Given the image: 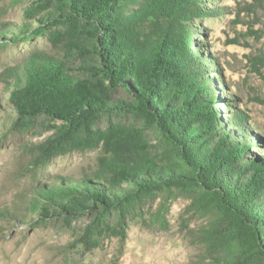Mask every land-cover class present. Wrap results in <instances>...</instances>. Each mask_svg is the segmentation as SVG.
<instances>
[{
	"label": "rangeland",
	"instance_id": "1",
	"mask_svg": "<svg viewBox=\"0 0 264 264\" xmlns=\"http://www.w3.org/2000/svg\"><path fill=\"white\" fill-rule=\"evenodd\" d=\"M13 1L0 0V42L14 39L0 46V264H216L211 243L219 213L199 210L176 186L144 195L125 210L91 202L69 215L50 200L62 181L94 173L109 148L151 158L160 170L179 158L140 112L101 116L95 126L102 140L98 147L75 145L70 133L62 144L51 140L63 121L40 109L20 114L12 96L27 68L53 59L76 74L98 65L99 57L91 27L83 21L45 19L62 0ZM139 6L141 1L128 7ZM160 19L159 27L170 18ZM186 22L193 30L190 50L214 93L219 123L238 136L245 148L242 161L264 164V0H202ZM27 24L33 26L24 31ZM129 95L121 88L114 98ZM19 118L29 125L24 130L14 125ZM115 192L122 194L120 187ZM259 198L264 208V191Z\"/></svg>",
	"mask_w": 264,
	"mask_h": 264
},
{
	"label": "trees",
	"instance_id": "2",
	"mask_svg": "<svg viewBox=\"0 0 264 264\" xmlns=\"http://www.w3.org/2000/svg\"><path fill=\"white\" fill-rule=\"evenodd\" d=\"M62 1L45 19L50 24L78 19L91 27L99 64L73 74L56 60L37 61L17 78L12 97L20 114L40 109L63 121L51 140L62 144L70 133L75 145L98 147L102 140L95 126L101 116L140 112L163 132L179 161L160 170L153 159L110 149L106 142L109 152L95 172L81 181H62L50 200L69 215L91 202L125 210L144 195L176 186L199 210L219 213L211 243L216 264H264V208L257 204L264 191V164L242 161L245 148L219 123L212 110L214 93L190 50L193 30L186 21L202 0ZM136 1H141L139 9L128 7ZM163 17L170 19L159 27ZM13 40L6 37L0 46ZM121 88L129 99L114 98ZM19 119L16 128L29 126ZM118 187L122 194H116Z\"/></svg>",
	"mask_w": 264,
	"mask_h": 264
}]
</instances>
